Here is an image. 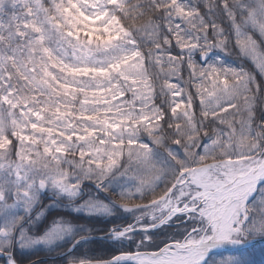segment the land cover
<instances>
[{"label":"snow or ice","instance_id":"obj_1","mask_svg":"<svg viewBox=\"0 0 264 264\" xmlns=\"http://www.w3.org/2000/svg\"><path fill=\"white\" fill-rule=\"evenodd\" d=\"M264 264V0H0V264Z\"/></svg>","mask_w":264,"mask_h":264},{"label":"flooded vegetation","instance_id":"obj_2","mask_svg":"<svg viewBox=\"0 0 264 264\" xmlns=\"http://www.w3.org/2000/svg\"><path fill=\"white\" fill-rule=\"evenodd\" d=\"M33 259H37L39 264H62V258L56 252L49 253L43 249L37 251Z\"/></svg>","mask_w":264,"mask_h":264},{"label":"trees","instance_id":"obj_3","mask_svg":"<svg viewBox=\"0 0 264 264\" xmlns=\"http://www.w3.org/2000/svg\"><path fill=\"white\" fill-rule=\"evenodd\" d=\"M261 257H260V254L259 252L256 253V260H257V264H259V261H260Z\"/></svg>","mask_w":264,"mask_h":264},{"label":"rangeland","instance_id":"obj_4","mask_svg":"<svg viewBox=\"0 0 264 264\" xmlns=\"http://www.w3.org/2000/svg\"><path fill=\"white\" fill-rule=\"evenodd\" d=\"M258 263V262H257Z\"/></svg>","mask_w":264,"mask_h":264}]
</instances>
